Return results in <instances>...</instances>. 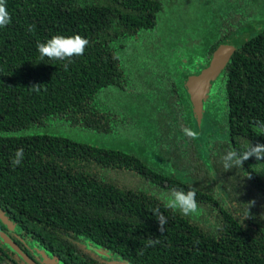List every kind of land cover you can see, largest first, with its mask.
Returning a JSON list of instances; mask_svg holds the SVG:
<instances>
[{
  "label": "trees",
  "instance_id": "16d2710c",
  "mask_svg": "<svg viewBox=\"0 0 264 264\" xmlns=\"http://www.w3.org/2000/svg\"><path fill=\"white\" fill-rule=\"evenodd\" d=\"M7 10L0 264H39L27 245L57 264H264V161L225 171L219 159L264 143V0H7ZM57 34L90 41L67 70L37 51ZM233 40L197 121L185 82ZM171 188L195 189L198 211L148 194Z\"/></svg>",
  "mask_w": 264,
  "mask_h": 264
},
{
  "label": "clouds",
  "instance_id": "9594fccd",
  "mask_svg": "<svg viewBox=\"0 0 264 264\" xmlns=\"http://www.w3.org/2000/svg\"><path fill=\"white\" fill-rule=\"evenodd\" d=\"M11 23V15L7 10V0H0V28H5ZM29 28V31H32ZM90 41L79 35L73 34L65 36L61 34L53 35L44 42H37V51L41 60L47 57L49 60L67 61L63 67L67 70L68 64L72 62V57L82 56L89 45ZM38 84L33 85V90L39 91ZM255 126L264 134V122L256 121ZM184 134L192 139L197 138L198 133L188 127L182 129ZM24 157L23 149H16L14 157L11 160L13 166L21 164ZM255 158L256 161H264V143L245 141L241 145V149L234 147L227 148L219 156L222 167L225 171L233 168H241L245 161ZM146 191H148L146 189ZM150 196L156 197L163 203L166 209L180 213L182 216L189 217L198 211L196 201V190L189 188L187 191L178 188H171L166 192L157 193L156 191H148ZM158 221V230L163 234L167 217L157 208L154 212ZM159 243L158 239L149 238L146 247L154 246Z\"/></svg>",
  "mask_w": 264,
  "mask_h": 264
},
{
  "label": "water",
  "instance_id": "95a60500",
  "mask_svg": "<svg viewBox=\"0 0 264 264\" xmlns=\"http://www.w3.org/2000/svg\"><path fill=\"white\" fill-rule=\"evenodd\" d=\"M239 45V40H233L231 42L222 44L214 52L209 61V65L205 69L201 70L198 75H191L187 78L185 82V88L187 90V94L189 95L190 102L193 106L194 116L196 117L197 121H199L202 116L203 102L208 96L209 88L218 77L221 70L225 67L228 60L231 58L237 46ZM0 220H2L5 225L9 226L6 217H4L1 212ZM0 238L3 239L6 243H9V241L1 232ZM41 256L44 260V263H52V261H48V257L43 252H41ZM26 261L28 264H32L29 260L26 259Z\"/></svg>",
  "mask_w": 264,
  "mask_h": 264
},
{
  "label": "flooded vegetation",
  "instance_id": "af4514ba",
  "mask_svg": "<svg viewBox=\"0 0 264 264\" xmlns=\"http://www.w3.org/2000/svg\"><path fill=\"white\" fill-rule=\"evenodd\" d=\"M27 248H28L29 252L31 253V255L33 256V259L35 261H37L39 264H46V263H44V260L41 259V257H40L42 250H40L39 247H37L36 245H32V247H29L27 245ZM48 261H52V263L50 262L48 264H57V260L53 259L52 257L48 258Z\"/></svg>",
  "mask_w": 264,
  "mask_h": 264
},
{
  "label": "rangeland",
  "instance_id": "374dc122",
  "mask_svg": "<svg viewBox=\"0 0 264 264\" xmlns=\"http://www.w3.org/2000/svg\"><path fill=\"white\" fill-rule=\"evenodd\" d=\"M207 130H208V126H203V128L200 130L201 135L203 136ZM76 133H77V132L74 131V130H68V131H66V132L63 131V135H66V136L71 137V138H76L77 134H80V133H77V134H76ZM83 136H84V135H83ZM83 136H82V137H83ZM77 139H78V138H77ZM91 141H93V142H95V143H97V144L100 143L99 137H93V138L91 139Z\"/></svg>",
  "mask_w": 264,
  "mask_h": 264
}]
</instances>
